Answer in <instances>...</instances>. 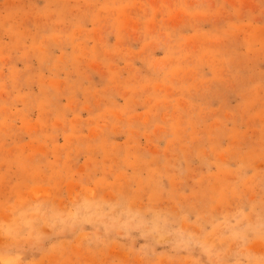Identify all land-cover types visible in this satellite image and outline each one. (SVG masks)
<instances>
[{
  "label": "rangeland",
  "instance_id": "1",
  "mask_svg": "<svg viewBox=\"0 0 264 264\" xmlns=\"http://www.w3.org/2000/svg\"><path fill=\"white\" fill-rule=\"evenodd\" d=\"M10 247L264 264V0H0Z\"/></svg>",
  "mask_w": 264,
  "mask_h": 264
},
{
  "label": "bare ground",
  "instance_id": "2",
  "mask_svg": "<svg viewBox=\"0 0 264 264\" xmlns=\"http://www.w3.org/2000/svg\"><path fill=\"white\" fill-rule=\"evenodd\" d=\"M17 252V254H15V252ZM29 252H22L17 250V248H9L6 251H0V260H7L10 264H13V262L18 263V264H23L28 262V260L26 259V256L28 255ZM27 264V263H26Z\"/></svg>",
  "mask_w": 264,
  "mask_h": 264
}]
</instances>
